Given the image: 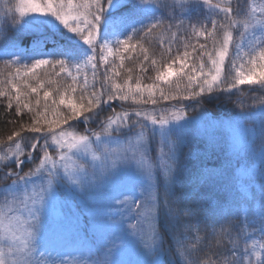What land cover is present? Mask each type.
<instances>
[{
    "label": "snow or ice",
    "instance_id": "snow-or-ice-1",
    "mask_svg": "<svg viewBox=\"0 0 264 264\" xmlns=\"http://www.w3.org/2000/svg\"><path fill=\"white\" fill-rule=\"evenodd\" d=\"M239 3L0 0L30 121L0 147V264H264V4Z\"/></svg>",
    "mask_w": 264,
    "mask_h": 264
},
{
    "label": "trees",
    "instance_id": "trees-1",
    "mask_svg": "<svg viewBox=\"0 0 264 264\" xmlns=\"http://www.w3.org/2000/svg\"><path fill=\"white\" fill-rule=\"evenodd\" d=\"M252 1L264 3V0H240L239 7L242 10L246 11L248 10ZM9 3H14V0H9ZM234 3H235V0H234ZM32 39H34V37L28 36V35L24 36L22 38L23 46H27ZM0 47H3V41H0ZM154 47H158V45H154ZM125 66L135 67V62L126 60ZM137 74H138V70H134L133 76L135 77ZM121 79H123V77H121ZM244 87L248 88L249 86L245 85ZM241 98L244 99L246 102H251V99L248 96H243ZM116 103L118 104L119 102H116ZM125 107H129V105H125ZM207 107L211 114L220 115V116H223L225 113L233 110V105L230 103L221 104V103L213 102L212 104L207 105ZM116 110L120 111L119 108H117ZM29 122L30 121L27 119L26 116H21V117L16 116L15 105H13L12 110H8L6 108V98L0 97V142H3V144H0V147H4L7 145L8 143L7 137L12 135L15 131H19L21 124H27ZM33 135H37V134L22 132V136H25V137H29ZM16 139H20V138L17 137ZM187 151L188 150L186 149L185 150L186 154H187ZM218 163H219V160L217 158H209L207 161V164L209 167L216 166ZM25 171H27V168H25Z\"/></svg>",
    "mask_w": 264,
    "mask_h": 264
},
{
    "label": "rangeland",
    "instance_id": "rangeland-1",
    "mask_svg": "<svg viewBox=\"0 0 264 264\" xmlns=\"http://www.w3.org/2000/svg\"><path fill=\"white\" fill-rule=\"evenodd\" d=\"M214 2H220V0H214ZM252 4H255V5L257 6V8L259 9V6H260L261 4H264V3L257 2V1H252V2H251V5H252Z\"/></svg>",
    "mask_w": 264,
    "mask_h": 264
}]
</instances>
